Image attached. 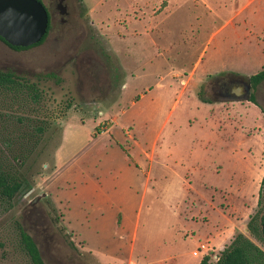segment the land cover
I'll return each instance as SVG.
<instances>
[{
  "label": "rangeland",
  "instance_id": "374dc122",
  "mask_svg": "<svg viewBox=\"0 0 264 264\" xmlns=\"http://www.w3.org/2000/svg\"><path fill=\"white\" fill-rule=\"evenodd\" d=\"M74 1L72 26L55 13L42 44L17 51L0 40V70L41 93L22 113L46 125L22 187L0 204V264H32L18 223L45 264H199L207 251H193L247 234L257 206L264 81L253 101L211 87L264 67V0L233 23L244 0Z\"/></svg>",
  "mask_w": 264,
  "mask_h": 264
},
{
  "label": "trees",
  "instance_id": "16d2710c",
  "mask_svg": "<svg viewBox=\"0 0 264 264\" xmlns=\"http://www.w3.org/2000/svg\"><path fill=\"white\" fill-rule=\"evenodd\" d=\"M52 76L53 74L37 75V79ZM248 79L255 86L264 81V67L250 74ZM40 99L37 83L12 71L0 70V103H8V108L13 109L0 110V204L11 205L12 199L23 185L21 167L42 140L45 123L37 120L34 114L22 113L23 109L35 111ZM250 100L253 101V97ZM256 204V209L249 215L246 223L247 234L237 231L217 253L207 250L199 264H264V250L255 242L264 244V175ZM17 229L22 248L31 263L45 264L31 234L19 223ZM69 243L74 246L71 240Z\"/></svg>",
  "mask_w": 264,
  "mask_h": 264
},
{
  "label": "water",
  "instance_id": "95a60500",
  "mask_svg": "<svg viewBox=\"0 0 264 264\" xmlns=\"http://www.w3.org/2000/svg\"><path fill=\"white\" fill-rule=\"evenodd\" d=\"M48 11L40 0H0V38L10 46L27 47L47 31ZM249 100L250 85H245Z\"/></svg>",
  "mask_w": 264,
  "mask_h": 264
},
{
  "label": "flooded vegetation",
  "instance_id": "af4514ba",
  "mask_svg": "<svg viewBox=\"0 0 264 264\" xmlns=\"http://www.w3.org/2000/svg\"><path fill=\"white\" fill-rule=\"evenodd\" d=\"M40 1L44 4L45 8L48 11L47 31L42 37L41 41L34 45L27 46V47H21V46L13 47V46L8 45L6 42H4L0 38V40L4 44H6L8 47L14 50H17V51L25 50L30 47L42 44L45 41L48 34L50 33L52 22L54 21V19H56L55 13L57 12L59 14L58 20L61 24L67 26V28L72 26L73 20L77 17L76 6H75L74 0H71L72 1L71 7H69L66 0H40ZM50 5L53 6V11L50 9ZM93 80L94 82H97L98 79L96 80L94 78ZM247 84L250 85V89H251L250 97H249V100H250L252 98V83L249 81V79L245 81L243 79H240L238 76H236L233 73H229V74H226L224 76L217 78L216 82L212 85L211 89H212L213 94L216 96H221V97H225L229 99L233 98L234 100L240 97H243V98L245 97L246 91L244 87Z\"/></svg>",
  "mask_w": 264,
  "mask_h": 264
},
{
  "label": "crops",
  "instance_id": "0c3cea01",
  "mask_svg": "<svg viewBox=\"0 0 264 264\" xmlns=\"http://www.w3.org/2000/svg\"><path fill=\"white\" fill-rule=\"evenodd\" d=\"M255 1H257V0H244L243 2H238L236 5H237V8H233V15H231V17L229 18V23H233V20H234V18L235 17H237V16H239V15H241L242 13H244L250 6H251V4H253ZM260 1V3L263 1V0H259ZM259 48V47H258ZM260 50H261V54H263V57H264V48H259ZM200 63V62H199ZM199 63L198 64H196L195 65V68H194V71H193V73H195V71H196V69H197V67H198V65H199ZM261 66H264V61L261 63ZM212 71H214L215 73H218L219 71L220 72H223V71H229L228 69H226V67L225 68H221L220 70H212ZM205 75H209V73H208V71H206V72H204V75L202 74V76H205ZM177 100H178V97H177ZM227 111V110H226ZM169 114V113H168ZM168 116V115H167ZM166 116V117H167ZM165 117V118H166ZM153 142V141H152ZM153 157H154V155L152 156V159L151 160H153ZM211 201H210V199H209V201H208V203H209V206L211 207V203H210ZM197 223V222H196ZM137 226H138V224H137ZM137 226H136V230H137ZM210 232V231H209ZM208 232V233H209ZM195 240H196V242H197V240H198V238H196L195 237ZM214 242H215V244H217V242H216V240H214ZM170 257V255H168L167 257H165L166 259L167 258H169ZM164 259H161L160 261H163Z\"/></svg>",
  "mask_w": 264,
  "mask_h": 264
},
{
  "label": "built area",
  "instance_id": "2783aa9c",
  "mask_svg": "<svg viewBox=\"0 0 264 264\" xmlns=\"http://www.w3.org/2000/svg\"><path fill=\"white\" fill-rule=\"evenodd\" d=\"M202 249L206 251L209 250L205 244H201L198 246V249L193 251V255H198V253H200Z\"/></svg>",
  "mask_w": 264,
  "mask_h": 264
}]
</instances>
